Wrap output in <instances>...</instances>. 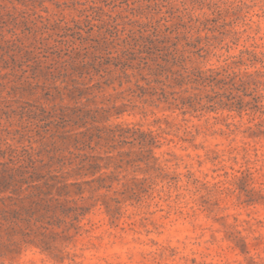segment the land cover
<instances>
[{
    "label": "rangeland",
    "instance_id": "rangeland-1",
    "mask_svg": "<svg viewBox=\"0 0 264 264\" xmlns=\"http://www.w3.org/2000/svg\"><path fill=\"white\" fill-rule=\"evenodd\" d=\"M0 176V264H264V0H0Z\"/></svg>",
    "mask_w": 264,
    "mask_h": 264
},
{
    "label": "trees",
    "instance_id": "trees-1",
    "mask_svg": "<svg viewBox=\"0 0 264 264\" xmlns=\"http://www.w3.org/2000/svg\"><path fill=\"white\" fill-rule=\"evenodd\" d=\"M29 161L31 162V160ZM0 178L11 181L13 179V176H9L8 178L0 176ZM41 193L42 192L39 191L38 193L31 194L25 197L26 199L30 198L34 200L33 203L29 204L26 209L20 206L23 203L22 199H19L18 197L16 198L8 197L9 201L11 202L10 206L14 207V209L0 210V221L3 220L4 222H10L13 225H17L16 221L29 222L35 216V214L39 213L40 211H45V213H47L49 211V207L43 205L42 203L43 199H39V197L42 195ZM2 203L4 206H6L4 202ZM25 217L29 218V220L26 219ZM43 219H45V214H42L38 218H35L34 221L35 223H40L42 222Z\"/></svg>",
    "mask_w": 264,
    "mask_h": 264
}]
</instances>
